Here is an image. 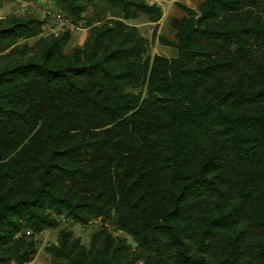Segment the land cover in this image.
I'll return each mask as SVG.
<instances>
[{
  "label": "trees",
  "instance_id": "trees-1",
  "mask_svg": "<svg viewBox=\"0 0 264 264\" xmlns=\"http://www.w3.org/2000/svg\"><path fill=\"white\" fill-rule=\"evenodd\" d=\"M44 1L87 36L0 18V264H264V0L178 5L171 58L156 4Z\"/></svg>",
  "mask_w": 264,
  "mask_h": 264
},
{
  "label": "rangeland",
  "instance_id": "rangeland-1",
  "mask_svg": "<svg viewBox=\"0 0 264 264\" xmlns=\"http://www.w3.org/2000/svg\"><path fill=\"white\" fill-rule=\"evenodd\" d=\"M148 4H156L162 11L160 20L156 23H150L144 16H140L138 20L131 21L130 24L135 25L140 34L148 39L150 43L151 52L153 55H161L167 58L174 56L171 48L162 46L158 42L160 35H165L171 38L170 35V20L174 18H180L183 16V12L178 5H184L191 9H196L199 0H145ZM34 2H20L15 1L11 3H4L0 8V18L9 16L22 17L23 15L30 14L40 21H44L43 35L49 36L52 34H59L66 30L71 32V40L68 43L67 49L72 46L82 45L86 36L87 30L74 27L70 24V21L61 15V19L55 18L58 12H55L54 8L47 1ZM73 234L80 237L82 242L87 245L90 237L91 230L81 228L78 225L71 227ZM58 230H50L44 232L37 237L38 252L34 259L29 264H50V258L45 251V247L56 243Z\"/></svg>",
  "mask_w": 264,
  "mask_h": 264
},
{
  "label": "built area",
  "instance_id": "built-area-1",
  "mask_svg": "<svg viewBox=\"0 0 264 264\" xmlns=\"http://www.w3.org/2000/svg\"><path fill=\"white\" fill-rule=\"evenodd\" d=\"M55 18H57L58 20H60L61 19V15L60 14H57V15H55Z\"/></svg>",
  "mask_w": 264,
  "mask_h": 264
}]
</instances>
